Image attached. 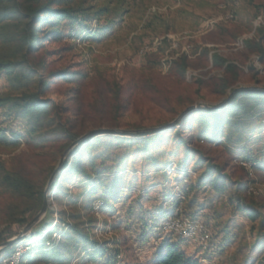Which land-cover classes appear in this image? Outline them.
I'll return each instance as SVG.
<instances>
[{
    "label": "rangeland",
    "instance_id": "obj_1",
    "mask_svg": "<svg viewBox=\"0 0 264 264\" xmlns=\"http://www.w3.org/2000/svg\"><path fill=\"white\" fill-rule=\"evenodd\" d=\"M74 2L106 11L99 17H80L77 23L61 21L60 39L44 40L33 57L47 71L67 70L82 76L73 83L57 81L46 95L60 108L73 140L67 146L58 134L40 144L22 139L12 144L13 134L25 135V124L0 107V132H4L0 168L27 178L46 199L45 212L23 232L24 225L10 222L8 213L21 216L27 224L39 211L32 201L0 186V259L6 255L3 239L10 236L7 240L15 238L23 249L32 245V262L25 258L22 264H158V246L167 239L158 229L167 217L161 214L173 211L199 218L211 233L205 246L170 239L198 264H264V230L259 219L247 217L244 208L253 205L264 214V113L256 117L252 133L244 135L239 147L231 142L201 141L188 113L189 108L218 104L224 98L214 93L216 81L210 79L219 77L222 69L212 67L206 54L216 52L239 64L243 73L234 86H264V66L242 44L254 36V20L264 0ZM2 31L0 27V49ZM183 55L188 66L181 75L174 61ZM250 64L258 71L259 83L246 67ZM6 91L1 73L0 94ZM177 119L182 121L180 130L175 128ZM161 124H166L162 136L144 152L136 133ZM222 132L227 134L229 128L223 127ZM94 135L100 141L89 153L83 152L91 182L99 176L93 198L100 197L106 185L117 189L119 199L101 210L93 207L90 228L110 249L100 258L91 259L79 248L65 260H45L36 247L41 235L58 222L60 210L80 212L82 220L87 219L83 195L91 182L84 175L65 180L71 198H64L61 206L54 202L51 187L74 150L91 142ZM247 155L256 158L258 169L240 159ZM206 161L219 165L227 175L222 193L208 183L196 182ZM70 200L76 203L66 205ZM59 233L52 238L57 239ZM107 259L111 262L105 263Z\"/></svg>",
    "mask_w": 264,
    "mask_h": 264
},
{
    "label": "trees",
    "instance_id": "obj_2",
    "mask_svg": "<svg viewBox=\"0 0 264 264\" xmlns=\"http://www.w3.org/2000/svg\"><path fill=\"white\" fill-rule=\"evenodd\" d=\"M105 11V7L95 9L93 6H84L82 2L75 3L74 0H0V27L4 31H2V48L0 49V74L5 76L7 82V91L0 94V107L5 108L6 114L12 115L15 120H22L25 124V135L13 134L10 143L17 145L22 139L40 144L58 134L66 139L67 146L73 140L75 136L68 130L67 122L63 121L60 108L46 95L49 93L51 85L57 81L73 83L82 76L78 72H68L67 70L47 71L44 69V64L33 57L38 48L44 44V40L60 39L61 21L69 20L77 23L80 17H83V20L92 16L99 17ZM263 28V26L254 28V36L242 40V44L245 50L255 54L256 59L264 66V44L262 42L264 37L259 36ZM206 58L212 67L222 69V74L219 77H210V79L216 81L214 93L224 98L218 104H205L195 109L189 108L188 113L191 114L189 119H192L191 122L199 128L201 141L207 139L223 141L226 144L231 142L234 147H239L244 135L248 137L252 133L256 117L264 113V86H234L243 73L239 64L216 52L206 54ZM174 63L178 65L180 74L184 75L188 66L187 56H180ZM246 67L253 79L259 83L258 71L255 66L250 64ZM181 122V119L176 120L175 128L177 130L182 127ZM188 125L187 123L185 127L187 128ZM223 127L229 128L227 134L222 132ZM165 129L166 124H161L149 131L143 130L136 133V136L140 137L138 139H141L142 150L149 152L150 145L157 144ZM174 133L178 134L176 130ZM218 134L223 136L219 138ZM1 135H4L3 131L0 132V137ZM91 138V142H85L80 150H74L71 161L64 163L65 171L51 187V190L54 189L53 200L60 206L64 198H71L66 179L72 175L82 174L87 183L91 182L92 174L84 164L83 152L89 153L100 141L95 135ZM121 141L130 142L124 139ZM240 159L248 162L252 169L259 167L254 156H242ZM89 163L93 165V160L90 159ZM226 177L227 175L222 172L219 165L206 161L205 168L196 182L198 184L208 183L216 192L222 193L227 185ZM98 179L99 176H96L83 195V201L86 202L85 210H88L85 212L86 220H82L84 215H81L80 212L66 213L64 210H60L58 222L52 229L41 235L36 252L43 259L59 262L65 260L72 250L79 248L86 250L91 259L100 258L108 252L110 249L108 243L100 241L91 234L90 227L94 221L91 217L95 213L93 204L94 199L99 200L98 210H101L109 203L117 202L119 196L114 186L103 185L100 197L93 198L98 192L94 181ZM0 186L17 197L32 201L37 212L41 209L43 193L36 191L33 184L21 174L10 172L3 167L0 168ZM71 201L66 205L70 206L76 203V200ZM244 208L247 217L251 221L259 219V227L264 230V214L260 209L253 205H247ZM261 208H264V205ZM110 209L112 208L110 207ZM173 214L171 211L163 213L161 216L169 217ZM12 215H14L12 211L8 213L10 222L26 224L21 216L14 217ZM58 230L60 236L57 239L52 238ZM166 237L167 239L160 242L155 255L158 264H198L196 259L187 256L182 251L179 243L170 241L171 236ZM8 238L3 239L2 243ZM14 246L15 241L5 245L2 250H6L5 254L8 255ZM31 247L32 245L22 255L21 264L25 258L29 263L32 262ZM116 256L117 254L114 255L113 260ZM110 262L111 260L107 259L105 263Z\"/></svg>",
    "mask_w": 264,
    "mask_h": 264
},
{
    "label": "built area",
    "instance_id": "obj_3",
    "mask_svg": "<svg viewBox=\"0 0 264 264\" xmlns=\"http://www.w3.org/2000/svg\"><path fill=\"white\" fill-rule=\"evenodd\" d=\"M261 26L264 27V7L254 20V28ZM249 174L251 175V172ZM99 206L100 202L94 203L93 207L98 209ZM158 229L165 236L187 240L201 246H205L211 239V233L199 218L186 216L179 212L163 219L159 223ZM28 247L23 249L22 243H16L12 252L0 259V264H21V257Z\"/></svg>",
    "mask_w": 264,
    "mask_h": 264
},
{
    "label": "water",
    "instance_id": "obj_4",
    "mask_svg": "<svg viewBox=\"0 0 264 264\" xmlns=\"http://www.w3.org/2000/svg\"><path fill=\"white\" fill-rule=\"evenodd\" d=\"M45 210H46V199H45V197H44V199H43V204H42L41 209L39 210V212L37 213V215L33 218V220H31L29 223H27V224L24 225L23 232L26 231V230L31 226V224H32L33 222H35L36 220H38V218H39V217L45 212ZM14 240H15V238H12V239L6 240V241L4 242V244L7 245V244L13 242Z\"/></svg>",
    "mask_w": 264,
    "mask_h": 264
}]
</instances>
